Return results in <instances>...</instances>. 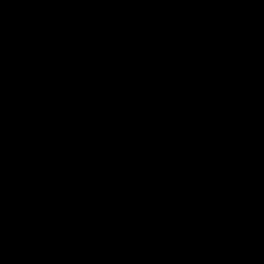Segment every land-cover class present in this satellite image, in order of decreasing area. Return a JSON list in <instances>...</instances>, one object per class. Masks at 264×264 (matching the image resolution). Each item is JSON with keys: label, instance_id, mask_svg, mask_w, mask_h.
Returning <instances> with one entry per match:
<instances>
[{"label": "trees", "instance_id": "1", "mask_svg": "<svg viewBox=\"0 0 264 264\" xmlns=\"http://www.w3.org/2000/svg\"><path fill=\"white\" fill-rule=\"evenodd\" d=\"M208 1L215 0H144L140 11L208 30L220 54L209 70L264 83V14L249 9L247 0L237 11L209 8ZM37 20L22 29L0 24V39L44 49L18 68L14 81L0 71V209L13 219L0 240H40L56 230L60 250L50 264H255L250 232L264 229V146L221 139L185 118L138 112L152 105L136 84L141 74L121 58L92 54L107 39L104 30L89 17L54 13ZM174 108L202 112L197 94ZM52 150L172 166L191 176L188 183L102 184ZM187 190L196 194L185 200ZM175 200L180 205L155 225L167 234L165 224L182 228L197 255L147 257L122 245L141 214ZM95 212L122 213L99 220L91 218Z\"/></svg>", "mask_w": 264, "mask_h": 264}, {"label": "water", "instance_id": "2", "mask_svg": "<svg viewBox=\"0 0 264 264\" xmlns=\"http://www.w3.org/2000/svg\"><path fill=\"white\" fill-rule=\"evenodd\" d=\"M143 5L144 0H0V24L33 27L38 23L37 16L54 13L89 17L94 28L108 35L92 54L123 59L130 69L141 74L137 86L153 96V104L138 112L185 118L221 139H242L246 146H264V83H250L245 76L208 70L207 64L220 57L214 51L217 41L211 33L201 27L148 17L139 11ZM246 5L264 14V0H247ZM113 33L130 35L131 39L118 45L113 43ZM143 35L160 39L143 43ZM173 38L195 45L196 52L189 47L179 49ZM43 54L41 47L0 39V70L14 81L22 64ZM188 94L199 96L200 114L172 109ZM121 213L95 212L91 218L114 220ZM12 229V217L0 209V236ZM59 250V235L53 230L40 240L0 243V264H50Z\"/></svg>", "mask_w": 264, "mask_h": 264}, {"label": "rangeland", "instance_id": "3", "mask_svg": "<svg viewBox=\"0 0 264 264\" xmlns=\"http://www.w3.org/2000/svg\"><path fill=\"white\" fill-rule=\"evenodd\" d=\"M241 5V0H215L208 1L206 4V6L209 8L216 6L218 8L227 9L230 11L239 10ZM113 36V43L118 45L125 44L131 39L130 35L125 36L119 33H113ZM150 37L151 38H149L148 35H143L141 37L143 43H149L158 40L157 36ZM185 43H187V41ZM187 45L189 47L188 43ZM185 49L186 48L183 50ZM210 71L215 72L213 70ZM153 101L154 98L152 96V104ZM52 153L66 159H70L77 166L84 169L89 178L102 184L125 185L131 181L133 182L135 180L141 179H183L186 183H188V180L191 176V171L187 169L172 166L155 168L143 166L140 167L132 162L118 157L92 155L83 158L62 150H52ZM186 192L187 193L184 196L185 200L194 197L196 194L195 190H187ZM178 200L183 201L181 198ZM179 205L180 203L175 200L169 202L165 206L160 207L159 209L153 210L146 214H141L137 225L134 228L126 231L121 237L122 245L129 250L135 251L138 254L147 257L170 258L175 256L197 255L192 238L182 228L174 224H165V226L171 228L170 235L164 231L165 228L155 225V220L157 218L163 216L166 213L174 211ZM250 240L253 244V254L251 259L255 264H261V259L264 260V229L253 228L250 232ZM8 242L6 241V243ZM0 243L4 242L0 240Z\"/></svg>", "mask_w": 264, "mask_h": 264}, {"label": "flooded vegetation", "instance_id": "4", "mask_svg": "<svg viewBox=\"0 0 264 264\" xmlns=\"http://www.w3.org/2000/svg\"><path fill=\"white\" fill-rule=\"evenodd\" d=\"M26 28V27H25ZM18 29H22V28H18ZM157 38H158V40L160 39V37H158L157 36ZM157 40V41H158ZM20 41H22L21 39H19L18 40V42H16V43H19ZM186 41L184 40V39H179V38H174V43H175V45H177V47L179 48V49H181V50H183L184 48H187L188 47V45H187V43H185ZM189 48H190V50H191V52L192 53H195L196 52V50H197V47L195 46V45H189ZM214 51H216L215 50V48H214ZM209 64V63H208ZM207 64V65H208ZM206 68H207V66H206ZM208 69V68H207ZM209 70V69H208ZM152 79H156V78H152ZM156 80H158V78L156 79ZM244 167V166H243ZM242 170H243V172H244V170H247V168H242L241 170H240V172L242 173ZM243 178L244 179H247L249 182H250V179L246 176V175H244L243 176ZM170 213V212H169ZM166 214H168V213H166Z\"/></svg>", "mask_w": 264, "mask_h": 264}, {"label": "bare ground", "instance_id": "5", "mask_svg": "<svg viewBox=\"0 0 264 264\" xmlns=\"http://www.w3.org/2000/svg\"><path fill=\"white\" fill-rule=\"evenodd\" d=\"M1 71V70H0ZM5 74V73H4Z\"/></svg>", "mask_w": 264, "mask_h": 264}]
</instances>
